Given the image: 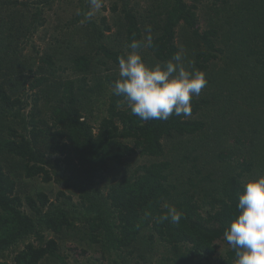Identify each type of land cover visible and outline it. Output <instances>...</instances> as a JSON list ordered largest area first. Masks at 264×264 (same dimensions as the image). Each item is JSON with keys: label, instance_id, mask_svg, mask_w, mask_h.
<instances>
[{"label": "trees", "instance_id": "obj_1", "mask_svg": "<svg viewBox=\"0 0 264 264\" xmlns=\"http://www.w3.org/2000/svg\"><path fill=\"white\" fill-rule=\"evenodd\" d=\"M66 6L52 42L23 54ZM137 6L110 0V20L81 23L89 0H0V264H65L68 241L100 264H234L224 229L264 175V0ZM149 25L146 64L184 49L206 74L190 116L145 122L112 94L117 58ZM165 205L178 225L156 222Z\"/></svg>", "mask_w": 264, "mask_h": 264}, {"label": "clouds", "instance_id": "obj_2", "mask_svg": "<svg viewBox=\"0 0 264 264\" xmlns=\"http://www.w3.org/2000/svg\"><path fill=\"white\" fill-rule=\"evenodd\" d=\"M89 5L81 23L101 9L103 0H89ZM145 31L148 35L143 40L133 38L128 45L131 51L117 58L119 78L111 85L112 94L123 97L131 114L145 122L190 116L193 98L207 86L206 74L191 67V61L186 66L182 50L163 63L146 64L140 50L153 48L154 43L151 26ZM165 207L167 211L156 222L178 225L183 213L175 206ZM235 207L223 232L224 241L235 252L234 264H264V175L244 181Z\"/></svg>", "mask_w": 264, "mask_h": 264}, {"label": "rangeland", "instance_id": "obj_3", "mask_svg": "<svg viewBox=\"0 0 264 264\" xmlns=\"http://www.w3.org/2000/svg\"><path fill=\"white\" fill-rule=\"evenodd\" d=\"M138 3V6L136 7L137 10H139V12L141 13V11H144L147 9L149 3L151 0H135ZM190 2V0H189ZM109 3L110 0H104L103 1V6L105 8V10L101 9L97 12H95V14L93 15V18L98 19L101 16H105L108 20H110L111 18V14L108 11L109 8ZM70 13V9H68V6L63 7V9L60 10H55L53 12L49 13V24L46 23V25L43 28H40L38 30L37 33H35L29 40V43L31 44L29 47H27V49H25L23 51V54H28L31 55L34 52L31 49V46H34L35 49H37L39 52H42L45 49L46 44H50L52 42V37H54L55 35H53V29L52 26L55 25V22L57 21L56 19L60 17V21L58 24H62V23H67V21L69 20V17L71 14ZM199 13V12H198ZM177 41V40H176ZM178 43V41H177ZM182 51H184V49H181ZM134 159L137 161V159L134 157ZM138 164L141 163L140 160L138 159ZM133 163H131V165H129L130 168L133 167L132 165ZM115 173V172H114ZM40 187L42 188V190H44L45 193L49 194V192L52 193L56 192L59 189H64L63 184L62 183H49V184H41L40 182ZM74 202H76V198L74 197ZM70 247V248H69ZM75 247V243H71V242H66V245H64V247H62L61 252L62 254L65 255V264H100V255L97 254H93V253H89V255H85L84 257H81L78 252H79V248H76L75 251H71V248ZM224 246L220 245L217 253H216V257L218 255H222L223 251H224ZM212 261H215V259L213 258ZM43 264H56L53 262L50 263H43ZM59 264V263H57Z\"/></svg>", "mask_w": 264, "mask_h": 264}]
</instances>
